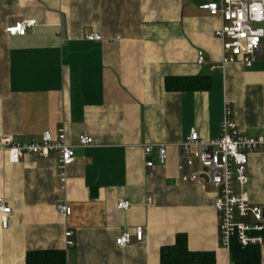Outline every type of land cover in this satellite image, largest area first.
Returning a JSON list of instances; mask_svg holds the SVG:
<instances>
[{"label": "crops", "instance_id": "obj_1", "mask_svg": "<svg viewBox=\"0 0 264 264\" xmlns=\"http://www.w3.org/2000/svg\"><path fill=\"white\" fill-rule=\"evenodd\" d=\"M211 1L220 0H0V197L12 207L7 228L0 214V264H26L29 252L53 249L72 264H160L161 249L179 235L190 251L214 253V264L233 261L220 243L217 189L207 178L183 180L181 149L194 129L207 141L221 136L226 103L242 133L264 135V59L223 65L215 34L222 21L202 9ZM32 19L24 36L5 31ZM91 32L103 39L89 41ZM260 46L264 54V37ZM198 76L205 88H166L169 78ZM61 129L76 154L65 190L56 155L11 163L3 149V137L21 143ZM83 134L94 144L79 146ZM247 164L249 200L264 207V151ZM125 200L126 211L117 207ZM141 227V242L117 245ZM259 252L264 264V245Z\"/></svg>", "mask_w": 264, "mask_h": 264}, {"label": "built area", "instance_id": "obj_2", "mask_svg": "<svg viewBox=\"0 0 264 264\" xmlns=\"http://www.w3.org/2000/svg\"><path fill=\"white\" fill-rule=\"evenodd\" d=\"M212 16L222 21L220 28L215 30L223 47V65L241 62L246 68H251L264 54L260 52L264 30V0H220L209 2L202 6ZM37 22L32 20H18L6 27V32L12 36H24ZM89 41H101L103 37L96 32L88 34ZM197 62L205 64V54L198 53ZM216 67L213 66L212 69ZM220 137L204 140L195 129L182 144L180 172L183 180H190L196 184L209 179L217 189L214 208L218 214L219 238L221 246L229 253L234 243L242 247H260L264 245V207L250 202L247 188L248 156L257 151H264V135L256 137L242 133L234 119V110L229 103L225 104L222 118ZM94 144V138L88 135L79 136V146L87 147ZM3 149L9 156L11 163H18L21 159L36 156L49 158L57 156L58 179L61 189L67 186V167L76 159L75 147L69 143L65 129H61L53 136L51 131L44 132L39 139L17 143L10 136L2 138ZM152 146L145 147L146 156L151 155ZM159 162L165 164L168 151L160 146ZM202 166L198 172L192 171L194 161ZM146 166L153 168L154 164L147 159ZM153 199H148L152 204ZM130 202L120 201L117 207L126 211ZM58 211L67 216L71 214V207L65 204L57 206ZM0 214L2 227L7 228L12 216V207L0 197ZM72 231L66 233L67 246H73ZM143 228H137L122 233L116 238L120 247H127L133 242H141ZM67 264H72L68 262ZM230 264H233L231 262Z\"/></svg>", "mask_w": 264, "mask_h": 264}, {"label": "trees", "instance_id": "obj_3", "mask_svg": "<svg viewBox=\"0 0 264 264\" xmlns=\"http://www.w3.org/2000/svg\"><path fill=\"white\" fill-rule=\"evenodd\" d=\"M207 79L202 77L169 78L166 88L171 91H194L206 87ZM233 264H258L261 257L259 247H242L234 243L231 249ZM160 264H214L215 254L212 252H192L188 248L185 235L177 236L174 245L161 249ZM26 264H66L67 257L63 250H38L26 255Z\"/></svg>", "mask_w": 264, "mask_h": 264}, {"label": "water", "instance_id": "obj_4", "mask_svg": "<svg viewBox=\"0 0 264 264\" xmlns=\"http://www.w3.org/2000/svg\"><path fill=\"white\" fill-rule=\"evenodd\" d=\"M260 52H261V48H260Z\"/></svg>", "mask_w": 264, "mask_h": 264}]
</instances>
